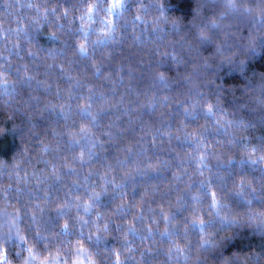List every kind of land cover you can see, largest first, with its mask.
Listing matches in <instances>:
<instances>
[{
  "label": "clouds",
  "instance_id": "obj_1",
  "mask_svg": "<svg viewBox=\"0 0 264 264\" xmlns=\"http://www.w3.org/2000/svg\"><path fill=\"white\" fill-rule=\"evenodd\" d=\"M0 264H264V0H0Z\"/></svg>",
  "mask_w": 264,
  "mask_h": 264
}]
</instances>
